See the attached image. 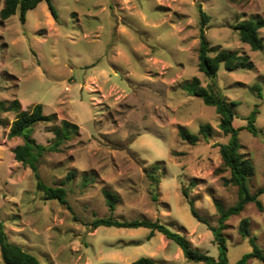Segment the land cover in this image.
Segmentation results:
<instances>
[{"label":"rangeland","instance_id":"374dc122","mask_svg":"<svg viewBox=\"0 0 264 264\" xmlns=\"http://www.w3.org/2000/svg\"><path fill=\"white\" fill-rule=\"evenodd\" d=\"M50 1L57 20L44 2L27 11L23 24L18 12L0 19V103L8 107L17 100L21 111L40 104L44 115L54 116L34 125L38 144L47 145L54 137L51 128L63 120L79 127L78 135L60 152L46 154L38 168L45 184H64L70 209L36 191L31 170L12 153L23 143L8 137L15 113L0 110V222L9 241L41 264H129L139 258L204 264L187 260L162 234L150 237L148 229H91L95 217L109 214L106 190L117 196L115 219L159 220L192 250L217 260L212 232L193 218L182 191L211 227L218 225L215 202L231 208L238 191L221 164L217 144L227 137L217 128L219 116L182 85L194 78L203 87L211 84L198 71L200 5L210 17L205 30L210 55L227 50L247 55L253 64L250 70L220 69L213 88L233 110L240 152L254 166L251 192L263 189L264 47L252 51L233 27L264 19V0ZM259 36L264 45V28ZM256 105L260 132L254 137L244 127ZM201 124L212 127L207 139L199 133ZM179 126L198 141L181 140ZM70 173L74 177L66 181ZM148 174L158 180L156 187ZM258 200L262 211L249 203L225 222L229 264L252 250L238 232L242 219L264 253V193ZM246 264L263 263L252 258Z\"/></svg>","mask_w":264,"mask_h":264},{"label":"trees","instance_id":"16d2710c","mask_svg":"<svg viewBox=\"0 0 264 264\" xmlns=\"http://www.w3.org/2000/svg\"><path fill=\"white\" fill-rule=\"evenodd\" d=\"M44 2L54 20H57V12L50 0H5L2 9L0 10V19L6 20L16 12L19 13V21L23 24L26 20V13L29 10L35 9L39 3ZM199 13V44H198V71L211 81L208 87H203L198 78L186 82L182 85V89L190 96L199 98L205 106L213 107L216 114L219 116L217 128L226 137L227 142L217 144L222 167L229 172V183L237 188L238 200L236 204L228 209H225L219 202H215L216 212L218 214L217 227H211L204 218H201L194 208V202L188 199L187 192L184 190L182 194L187 199L191 215L198 222L206 224L207 228L213 234V241L218 249V259L194 251L190 248L186 239L174 232H171L159 220H118L113 217L116 209L117 196L109 191L103 190L102 194L108 210L107 217H95L89 226L91 229L98 227H114L119 229H137L144 228L150 231V237L155 232L160 233L165 239L174 241L181 249L184 257L193 262H202L204 264H229L226 256V244L223 231L226 229L225 222L231 217L239 215L249 203H253L258 211H262V206L258 197L264 193V188L252 193L250 189V180L254 173V166L249 158L242 155L241 145L239 143L240 128H235L232 124L234 113L226 98L218 91H215V79L220 69L228 72L237 70H250L253 68L249 57L244 54L230 52L222 49H214V54L210 55V48L207 43L205 30L207 28L210 17L198 7ZM264 28V19L255 17L237 23L233 29L236 31L239 41L242 44L249 46L252 51L263 50V41L259 36V30ZM258 98H261V91L254 86ZM1 111H10L15 113V119L12 122L8 137L20 138L22 144L15 147L12 151L16 162L23 167L31 170L35 189L42 195L45 201H57L59 204L70 209L67 201V189L64 184L58 186H50L45 184L39 175L38 168L42 158L49 153L60 152L62 147L71 139L76 137L79 132V127L76 124L63 120L59 126H53L50 130L54 135L53 139L47 144L42 145L36 143L33 135V127L39 122L54 121V116H46L43 113L40 104L34 105L30 111H21L20 103L17 100L12 101L8 107H4L0 103ZM258 114L257 105L246 116V126L244 129L252 136H257L259 130L255 125ZM199 133L203 138L207 139L212 133V127L208 124L199 126ZM178 135L181 140L190 145H194L198 141V136L191 134L183 127H178ZM155 168V167H154ZM74 175L69 174L66 181L72 180ZM149 179L157 186L158 180L148 174ZM87 181V180H86ZM85 181V182H86ZM85 185V183H84ZM83 185V186H84ZM155 187H151L153 191ZM155 193H153V199ZM239 235L246 239L251 245V252L244 254L235 264H246L249 259L255 258L264 264V253L260 250L256 243V238L250 235L249 222L247 219H242L238 226ZM0 258L3 264H41L40 260L32 253L26 251L21 246L9 241L4 226L0 222ZM129 264H157L151 259L139 258Z\"/></svg>","mask_w":264,"mask_h":264}]
</instances>
